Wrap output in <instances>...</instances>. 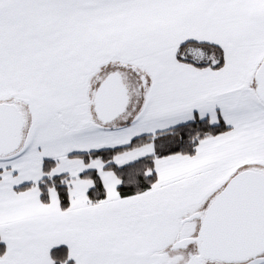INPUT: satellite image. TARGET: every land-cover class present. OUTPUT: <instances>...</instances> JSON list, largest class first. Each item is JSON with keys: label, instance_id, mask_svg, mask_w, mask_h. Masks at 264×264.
<instances>
[{"label": "snow or ice", "instance_id": "6c2138e0", "mask_svg": "<svg viewBox=\"0 0 264 264\" xmlns=\"http://www.w3.org/2000/svg\"><path fill=\"white\" fill-rule=\"evenodd\" d=\"M0 264H264V0H0Z\"/></svg>", "mask_w": 264, "mask_h": 264}]
</instances>
